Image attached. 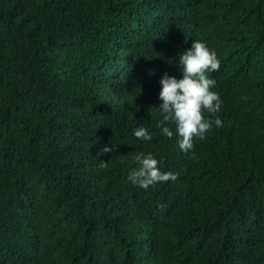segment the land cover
Masks as SVG:
<instances>
[{
    "label": "trees",
    "instance_id": "16d2710c",
    "mask_svg": "<svg viewBox=\"0 0 264 264\" xmlns=\"http://www.w3.org/2000/svg\"><path fill=\"white\" fill-rule=\"evenodd\" d=\"M194 40L222 127L184 152L160 80ZM139 153L178 178L131 184ZM0 264H264V0H0Z\"/></svg>",
    "mask_w": 264,
    "mask_h": 264
},
{
    "label": "clouds",
    "instance_id": "9594fccd",
    "mask_svg": "<svg viewBox=\"0 0 264 264\" xmlns=\"http://www.w3.org/2000/svg\"><path fill=\"white\" fill-rule=\"evenodd\" d=\"M178 63L181 66L182 78L177 79L165 73L161 80L159 92V110L163 114L164 122H174L175 132L180 137L178 143L182 151L188 152L194 147V138L204 140L206 133L213 125L222 127L221 119L216 116L220 111L221 99L217 92L212 90L215 81L206 73L218 71L220 61L214 50L205 42L194 40L191 48L179 55ZM205 113L212 118H206ZM162 132L172 138L173 131L165 126ZM137 139L151 141L152 134L143 126L134 130ZM115 145H113L114 147ZM112 151L107 145L99 150L98 155ZM138 165L128 175V181L140 188L148 189L157 183L175 181L178 177L172 172H162L159 161L151 153H139L134 156ZM101 168H107L106 161L102 160Z\"/></svg>",
    "mask_w": 264,
    "mask_h": 264
}]
</instances>
